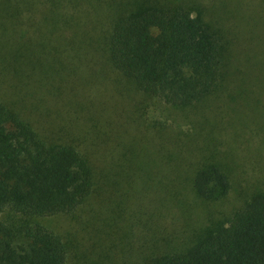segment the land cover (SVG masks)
Masks as SVG:
<instances>
[{
    "label": "rangeland",
    "instance_id": "obj_1",
    "mask_svg": "<svg viewBox=\"0 0 264 264\" xmlns=\"http://www.w3.org/2000/svg\"><path fill=\"white\" fill-rule=\"evenodd\" d=\"M247 3L264 7V0ZM114 13L107 6L93 12L77 40L44 22L39 29L53 35L38 39L23 64L0 68V99L41 135L74 144L93 163L96 188L82 204L35 218L65 242L66 264H144L157 251L186 249L264 192V62L248 68L244 17L226 19L230 53L220 88L178 108L111 65L106 35ZM206 161L229 173L219 200L192 189Z\"/></svg>",
    "mask_w": 264,
    "mask_h": 264
},
{
    "label": "trees",
    "instance_id": "obj_2",
    "mask_svg": "<svg viewBox=\"0 0 264 264\" xmlns=\"http://www.w3.org/2000/svg\"><path fill=\"white\" fill-rule=\"evenodd\" d=\"M105 6L107 15L117 12L106 35L111 65L174 107L200 103L222 85L230 53L227 17L246 21L248 68L264 62V7L254 9L247 0H0V68L18 67L34 54L35 43L51 31L39 29L42 23L77 40ZM191 183L202 199L219 200L230 188L229 173L214 161L202 162ZM95 188L86 154L44 137L0 99V264H66L65 242L35 218L72 213ZM144 264H264V192L191 246L157 251Z\"/></svg>",
    "mask_w": 264,
    "mask_h": 264
}]
</instances>
